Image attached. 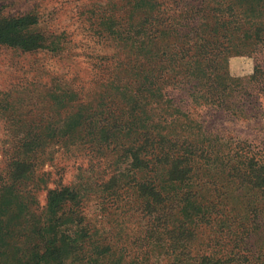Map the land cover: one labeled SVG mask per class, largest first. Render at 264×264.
Wrapping results in <instances>:
<instances>
[{"label": "trees", "instance_id": "16d2710c", "mask_svg": "<svg viewBox=\"0 0 264 264\" xmlns=\"http://www.w3.org/2000/svg\"><path fill=\"white\" fill-rule=\"evenodd\" d=\"M110 2L98 16L82 13L103 34L99 43L113 50L96 56V78L104 85L98 102L87 108L78 91L64 97L76 108L74 129L82 128L72 134L76 145L95 164H105L98 193L121 197L128 217L140 215L144 233L134 241L137 248L158 242L169 264H264V154L246 142L221 143L190 111L192 103L229 111L232 94L263 90L262 58L247 78L231 76L228 63L232 56L264 54V0ZM46 33L32 11L0 17L1 45L60 52L62 37ZM13 161L14 177L29 172L26 160ZM90 192L97 190L89 184L79 191L73 185L50 189L31 224L22 218L28 203L21 191L1 187L0 211L13 217L7 226L0 221V247L9 225L24 229L17 227L14 241L9 238L19 251L10 264H78L85 248L92 249L87 257L94 262L130 264L114 240L121 233L112 237L84 224L79 208ZM142 252L131 257L141 259Z\"/></svg>", "mask_w": 264, "mask_h": 264}, {"label": "rangeland", "instance_id": "374dc122", "mask_svg": "<svg viewBox=\"0 0 264 264\" xmlns=\"http://www.w3.org/2000/svg\"><path fill=\"white\" fill-rule=\"evenodd\" d=\"M111 4L110 0H0V17L32 11L39 16L40 27L47 31L46 35H59L64 42L58 53L50 49L23 52L0 44V188L15 185L21 191V200L28 203L22 218L32 224L31 219L45 209L50 189L73 185L79 191L88 188L89 184L97 192L87 193L84 203L81 202L79 209L82 208L84 224L96 226L112 237L121 233L123 237L114 240L125 249L130 264H169V258L158 242L154 248L151 245L146 247L145 241L141 248L146 247V253L137 248L134 241L144 233L142 217L139 215L141 220L137 215L128 217L127 210L120 207L123 203L121 197L108 195L105 198L98 193L100 182L107 178L102 171L105 164L100 159H95L98 162L95 164L88 151L76 145L77 135L72 134L80 133L82 128L74 129L78 122L76 108L64 101V97L71 98L78 91L85 96L82 101L87 108H95L93 106L98 102L97 94L104 85L96 78V56L111 54L113 50L99 43L103 34L99 35L96 28H90V22L87 23L82 13L95 17L107 12ZM52 39L49 38L48 42ZM261 58L264 65V54L230 57V75L247 78L252 74L255 62ZM79 79L81 84H77ZM262 91L252 88L249 97L239 92L232 94L228 99L229 111L211 107L209 103L203 106L192 103L190 111L199 119L203 132L217 136L221 143H226L225 140L246 142L264 154ZM184 101L190 104L192 100L185 98ZM78 111L82 112L80 108ZM31 132L42 135H29ZM24 141L32 147H25ZM19 158L26 160L31 168L28 173L14 177L17 170L13 160ZM0 217L7 226L13 216L0 211ZM17 227L24 231L16 222L8 227L11 240L16 237ZM9 238L0 247V264H10L11 255L19 252L17 243L12 244ZM138 250L142 252V258L133 259L131 255ZM83 251L86 254L81 252L84 258L78 264H112L107 258L94 262L87 257L92 249ZM110 251L118 250L111 247Z\"/></svg>", "mask_w": 264, "mask_h": 264}]
</instances>
